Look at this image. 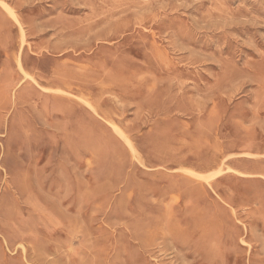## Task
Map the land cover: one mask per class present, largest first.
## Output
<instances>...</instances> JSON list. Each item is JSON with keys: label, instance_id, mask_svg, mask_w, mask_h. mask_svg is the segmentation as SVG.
<instances>
[{"label": "rangeland", "instance_id": "rangeland-1", "mask_svg": "<svg viewBox=\"0 0 264 264\" xmlns=\"http://www.w3.org/2000/svg\"><path fill=\"white\" fill-rule=\"evenodd\" d=\"M0 264H264V0H0Z\"/></svg>", "mask_w": 264, "mask_h": 264}, {"label": "bare ground", "instance_id": "bare-ground-1", "mask_svg": "<svg viewBox=\"0 0 264 264\" xmlns=\"http://www.w3.org/2000/svg\"><path fill=\"white\" fill-rule=\"evenodd\" d=\"M150 1V0H149ZM187 1V0H186ZM168 2V1H167ZM148 3V2H147ZM162 3V2H161ZM193 3V2H192ZM140 4V3H139ZM163 4V3H162ZM161 5V4H160ZM158 6V5H157ZM162 6V5H161ZM161 6H160V8H161ZM164 6V5H163ZM144 10V9H143ZM141 11V10H140ZM160 14V13H159ZM13 15V14H12ZM14 16V15H13ZM16 16V15H15ZM14 18H16V17H14ZM197 21V20H196ZM215 23V22H214ZM225 23V22H224ZM223 23V24H224ZM210 25V24H209ZM211 27V26H210ZM209 26H208V28H210ZM203 30V29H202ZM170 33V32H169ZM209 33V32H208ZM197 34H198V32H197ZM170 35V34H169ZM226 41V40H225ZM156 44V43H155ZM181 50V49H180ZM183 51H184V48H183ZM169 52V51H168ZM161 54V53H160ZM169 55V54H168ZM166 57H167V55H165ZM165 56H162V57H165ZM23 66V65H22ZM21 67V66H20ZM23 69V68H22ZM25 71V70H24ZM27 73V72H26ZM28 74V73H27ZM29 76H30V74H29ZM240 88V87H239ZM56 92V91H55ZM115 127V129L118 131V133H120L121 135H122V137L126 140V142L130 145V147L132 148V151H135L136 152V148L134 147V145H133V143H132V141H131V139L117 126V125H115L114 126ZM133 154H134V152H132ZM135 155V154H134ZM246 229H248V228H246Z\"/></svg>", "mask_w": 264, "mask_h": 264}]
</instances>
